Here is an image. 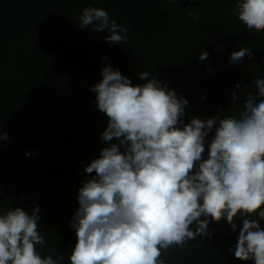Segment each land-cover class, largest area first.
I'll return each mask as SVG.
<instances>
[{
	"label": "water",
	"instance_id": "1",
	"mask_svg": "<svg viewBox=\"0 0 264 264\" xmlns=\"http://www.w3.org/2000/svg\"><path fill=\"white\" fill-rule=\"evenodd\" d=\"M88 6L127 27V40L112 44L107 29L81 30L78 16ZM242 47L254 59L230 64L231 52ZM204 50L209 58L200 61ZM108 64L134 84L143 83L142 71L171 82L189 100L191 115H238L245 93L236 84L256 95L255 77L264 78V32L238 19L236 0H0V125L10 134L0 147V210L22 206L30 213L39 204L46 243L37 251L62 256L60 264H70L76 243L70 221L81 181L90 178L83 166L105 146L100 135L108 118L90 88ZM209 231L211 238L169 249L166 264H244L228 252L238 233L226 220Z\"/></svg>",
	"mask_w": 264,
	"mask_h": 264
},
{
	"label": "clouds",
	"instance_id": "2",
	"mask_svg": "<svg viewBox=\"0 0 264 264\" xmlns=\"http://www.w3.org/2000/svg\"><path fill=\"white\" fill-rule=\"evenodd\" d=\"M236 4L247 29L264 32V0ZM78 19L81 30L107 29L108 43L127 40L121 33L128 28L103 8L85 7ZM209 55L204 50L199 60ZM246 55L254 59L249 48L234 50L229 63ZM101 76L90 90L108 118L100 135L105 146L83 166L90 178L81 181L70 221L76 234L70 264H166L169 249L211 238L209 225L222 220L238 233L228 252L244 264H264V78L255 77L256 95L236 84L245 93L238 115H221V109L201 118L190 114L189 100L171 82L149 71L139 74L138 84L110 64ZM239 98L233 90L232 101ZM9 138L0 125V147ZM40 212L39 204L30 213L22 206L0 210V264H60L62 256L37 251L46 243Z\"/></svg>",
	"mask_w": 264,
	"mask_h": 264
}]
</instances>
